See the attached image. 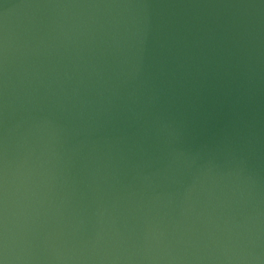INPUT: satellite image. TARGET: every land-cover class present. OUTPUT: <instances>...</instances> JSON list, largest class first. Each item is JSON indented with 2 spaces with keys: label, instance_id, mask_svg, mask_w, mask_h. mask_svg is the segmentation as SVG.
<instances>
[{
  "label": "water",
  "instance_id": "95a60500",
  "mask_svg": "<svg viewBox=\"0 0 264 264\" xmlns=\"http://www.w3.org/2000/svg\"><path fill=\"white\" fill-rule=\"evenodd\" d=\"M0 264H264V0H0Z\"/></svg>",
  "mask_w": 264,
  "mask_h": 264
}]
</instances>
